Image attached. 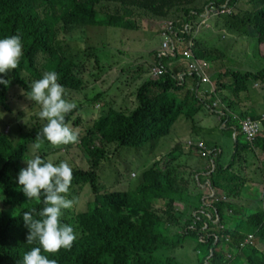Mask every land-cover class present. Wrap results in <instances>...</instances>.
<instances>
[{"label":"trees","instance_id":"1","mask_svg":"<svg viewBox=\"0 0 264 264\" xmlns=\"http://www.w3.org/2000/svg\"><path fill=\"white\" fill-rule=\"evenodd\" d=\"M248 1L253 9L240 10L237 4L243 0H0V38L19 35L23 52L17 68L2 74L9 83L0 85V108L11 109L5 97L9 85L19 84L28 93L31 82L40 79L46 71L57 73V82L64 86L65 92L83 91L94 83L101 73L109 69L100 61L99 47L87 45L84 51L94 54L83 63L80 62V54L76 53L82 50L67 51V43L83 41L90 27L134 30L138 26L137 19L149 18L171 23V30L178 34V38L189 40V23L192 20L206 16L209 11L215 18L222 17V11L228 4L230 14L225 18V27L237 31L252 28L256 35L254 38L251 36L252 46L254 56H257V47L264 43V0ZM216 10L220 13L215 14ZM216 27H222L221 22ZM159 55L156 51L148 55L154 58V62L135 90L134 106L128 104L123 107L117 103L116 97L123 95L124 89L114 100L107 99L111 89L108 88L89 101L102 99L103 103L100 116L91 126L83 124L77 115L84 104H76V108L66 114L65 123L78 126L81 131L84 127L86 134L80 141L64 144L63 150L78 147L82 157L91 164V169L85 171L71 167L73 178L66 198L72 200L73 205L64 209L60 218L62 223L72 226L75 233L71 248H61L56 253L42 250V254L55 260L56 264H182L176 260L175 251L184 247L188 238H196L203 245V251L207 252L199 264H264V211L255 210L253 213L250 208H235L236 204L231 200L242 197L244 190L249 191L245 188L248 181L236 175L225 180V173L231 167L225 169L223 155L219 152L216 167H211L208 177L215 196L209 195V198L203 194L190 196L186 191L192 186L186 173H182L187 171L181 172L183 166L177 162V156H172L180 146L173 147L168 155L143 170L134 190H101L96 171L108 159L111 147L116 149L114 153L121 148L153 149L160 139L169 135L172 125L181 115L194 119L203 109L220 113L213 102L199 96L201 78L197 73H191V70L187 73L178 65L169 70L166 64L176 62L178 58ZM196 56L213 64L220 59L200 48ZM158 67L165 70L158 77L152 76L153 69ZM125 71L126 68L122 67L120 77H128L124 75ZM147 71L138 69L129 80L133 82ZM175 72H183L185 78L196 79L192 94L177 97L185 85L176 80ZM229 76L232 82L227 84L223 78ZM213 78L217 81L218 91L225 88L238 97L249 90L251 83L259 81L264 84V69L257 72L228 69L225 73L213 75ZM64 98L68 100V94ZM229 106L235 113V103L231 102ZM32 109L35 113L21 112L16 118L9 114L5 124L14 126L17 122L16 128L11 127L9 133L0 131V264H18L26 251L39 246L38 241L27 242L29 230L20 214L34 209V218L39 219L38 213L44 207L43 194L40 201L27 200L16 182L20 169L27 167L25 163L29 159L39 156L46 161L49 155L63 151L49 152L50 143L42 136L40 148L34 147L37 134L46 121L37 116L40 109L35 102ZM224 113H220L223 123L226 122L224 131L228 128L233 131L235 124L239 130L237 119L227 111ZM240 113L243 117L247 114L245 110ZM249 114L253 118H261L260 114ZM206 143L212 148L209 142ZM253 144L252 147L250 144L242 145L237 137L236 154H255L256 149L264 154V137L257 138ZM217 149L221 151L220 146ZM171 166H174L172 172L169 170ZM260 172L264 175V159ZM206 179H201L202 185L207 184ZM89 185L95 197L87 203V210L77 211L76 206ZM259 196L264 203V189ZM208 199L213 203L208 204ZM181 204L190 209L187 219L173 211ZM195 211L198 212L196 216ZM235 217H239L240 222L230 230L226 223L230 218L238 219ZM248 236L254 237L256 245L242 248L241 244ZM221 249L222 252L219 251ZM226 251L233 256H227Z\"/></svg>","mask_w":264,"mask_h":264},{"label":"rangeland","instance_id":"2","mask_svg":"<svg viewBox=\"0 0 264 264\" xmlns=\"http://www.w3.org/2000/svg\"><path fill=\"white\" fill-rule=\"evenodd\" d=\"M249 2L250 1L248 0H243V2H239L237 4V7L240 10L253 9V5H251V3L249 4ZM215 14H218V11ZM229 14V11L226 13L222 12V17L220 16L219 18H215L212 17L211 13L208 16H203L201 18L192 20L189 23V26H191V41L188 42L184 40L183 43H181V46L178 45L176 47V49H178V51H176L177 55L180 56H178L176 62H169V64H166L167 68L170 70L173 68V66L178 65V67L183 68V70L187 69L189 62L182 56L184 55L189 57L190 54L193 53L191 50L195 49L197 51L200 48L202 51L208 52L211 55L220 58L213 64V66L209 65V69L207 70L209 75H215L219 72L225 73L228 71V69L240 72H257L263 70L264 43H261L259 46L257 45L258 47L256 51L258 54L257 56H254V46H252L253 43L251 36L254 38L256 35L253 32V29L250 27H247L246 29L242 28L241 31H237L233 28L228 29L225 27V18ZM219 22H221L222 26L220 28L216 27L218 26ZM137 24L138 26L134 30L90 27L87 29L85 38H82L83 41L78 40V42L67 43V51L69 52L82 50V52H76L80 54V58L82 59L80 61L81 63L86 62L87 58H89L91 54H94L92 51H84L87 49V45L99 47L100 61L104 66L109 68L108 70L101 73L99 78L95 79L94 83L90 84L85 90L65 92V94H68V101L77 104H84V108L78 113V116L83 124L91 126L93 121L100 116L103 107L102 99L98 102L90 103L89 101L99 92L107 91L108 88L111 89L107 94V99L114 100V97H116L117 94L122 93V89H124V94L119 96L120 98L116 97L118 98L117 103L123 107L124 105L128 106V104L134 106L136 104L134 96L135 90L141 84L144 77L147 76L150 70L149 68L154 62V58L148 57V55L154 51H166L162 48V45L167 39V36L163 35L161 31L168 27V24H165L161 21L149 20V18H144L142 20L137 19ZM115 41L119 42L116 43ZM64 47H66V45H64ZM93 61L95 62V59ZM122 67L126 68L125 72L127 74L125 73L124 75L128 77H120L122 73H120ZM138 69H148V71L146 73L143 72V76L133 80L132 82L129 80V78H132ZM95 70L99 72V68H96ZM85 74H87V71ZM223 80L226 81L227 84L232 82L230 76L224 77ZM128 83H130V86H128ZM186 83L189 85H186V88H184L181 92H178L177 97L178 95L184 96L185 94H191L193 91L192 87H195L194 80L192 78L187 79ZM213 83L215 85L217 81L214 80ZM204 87L207 88V86ZM201 92L202 91L200 90V95ZM221 92L217 97L218 104H221V100L223 102V98L226 96L229 103L234 102L235 105H239L240 110L237 107L239 113L240 111L245 110L247 112L246 116L254 120H256V118H253L249 113H256L260 115L264 113V84L259 81L251 83L249 90L242 93L239 97H235L227 89H222ZM16 94H21L25 97L17 99L23 104L22 110H26V114L28 113V115L35 113V111L32 109L34 101H31L29 98H27V93L22 87H17V89L13 92L10 103H15L13 96ZM243 104L245 108H242ZM218 107L220 111H222L225 105L221 104ZM15 116L16 114L12 115L13 118ZM244 117L241 116V119ZM195 119L196 122L190 120L188 117L181 116L178 118L172 125L169 135L160 139L158 144L155 145V148L153 149H150L149 147L143 149L121 148L119 151L114 153L116 149L111 147L108 159L103 161L99 169H97L98 171H96V173L99 175L101 190H103V188L108 192L134 190L138 184L137 180L142 171L144 169L150 168L154 163L159 161V159H162L163 156L168 155V153L171 152L176 144L185 147L187 146L189 140H194L196 143H198L199 140H206L211 144L212 147L217 145L221 147L224 152L222 156V163L224 166L230 168L231 164L235 161L234 159H236L237 165H235L234 169L232 168V170H228L225 173V180H228V178L237 174V176L244 177L245 180L248 181V184L245 187L246 189L251 187L249 188V191L244 190L241 198L231 200L236 204L234 205L235 208H250L253 213L255 210L257 212H260L261 209L264 211V203L259 196V193L264 189V175H262L260 172L264 154L259 149L255 150V154L251 153L252 155L236 154L235 150L237 137L242 145H247L245 140L246 135L242 132L240 120L237 119V123L240 125L239 130L235 124L233 125V131L232 128H228V130L224 131L221 126L222 121L220 120V116L218 114H213L208 110H203L196 115ZM8 120V114L4 113L2 109H0V131H7V124L5 123H7ZM16 124L17 122L14 124L13 128H16ZM68 126L78 134L77 141H80L83 136H85L86 132L84 127L81 131L79 130V127L73 126L72 123H70ZM64 147V144H50L49 152L59 151V149L63 150ZM192 150L195 149H184L188 155H180V153L175 151L172 153V156L177 155V162H188L187 166L189 169H200V165L203 162V157L200 156L198 151ZM60 159L66 163L67 161H71L72 163L68 164L70 167H79L85 171L91 169V164L86 162V160L80 154L79 148L76 146L68 150L64 149L61 152L59 151L58 153H53L46 158V161L59 164L61 162ZM204 161L207 162V159H204ZM25 165L27 166V163H25ZM176 165L177 164H175V166ZM173 168L174 166H171L169 167V170L172 172L173 170L171 169ZM210 168V164L202 167V169L208 170H210ZM182 171L183 169H181V172ZM195 187L196 186L193 185L186 188V191L190 196H195V192L192 191L195 189ZM210 192L211 191L209 189L203 194L207 195ZM86 193H92V195H86ZM212 195L213 194H211V196ZM94 197L95 195L92 187H86L80 201L76 206V210H87V203L94 199ZM207 201L208 204L213 203L212 199H208ZM189 210L190 209H188L187 206L181 204L180 206H176L173 211H176L178 216H183L184 219H187ZM224 215L227 216L228 214ZM232 215L239 216L235 213ZM235 218L238 219L230 218L228 219L227 223L225 222L228 229L231 230V227H233L235 223L240 222L239 217ZM216 230L217 229L212 231ZM171 233H173V231H171ZM187 240L188 241H186L184 247L175 251L176 260L180 261L182 264H199V261L204 259L207 255V252L206 250L203 251L204 247L199 243L198 239L188 238ZM251 242H253V244L251 243L252 245H255L256 243L255 240H252ZM219 251L222 252L223 249ZM229 255L231 256V253H229Z\"/></svg>","mask_w":264,"mask_h":264},{"label":"clouds","instance_id":"3","mask_svg":"<svg viewBox=\"0 0 264 264\" xmlns=\"http://www.w3.org/2000/svg\"><path fill=\"white\" fill-rule=\"evenodd\" d=\"M224 8H225L224 11H222L223 13L229 11L228 4ZM211 13L212 12L209 11L206 16L210 15ZM218 13H220V11H218ZM163 23L168 24L169 26L164 28L163 31H161L163 35L167 36V39L162 45V48L166 51H162V50L158 51V53H160L159 57L166 56L171 59L178 58V56L180 55H177L176 51H178V49H176V47L178 45L181 46V43H183L184 40L188 42H190L191 40L190 39L187 40L185 38L184 39L178 38V34L172 32L171 30V23L169 22H163ZM191 51H193V53L190 54L189 57H186L184 55L182 57L189 62L188 68L186 69L187 73L188 70H191V73L194 74L197 73L201 78V82L199 83L198 87H199V91L201 90L202 92L200 95L198 91L199 96L204 100L206 99L209 100L210 103L213 102V106L217 109V111H220L218 107L219 105L221 104L225 105V107H223V110L220 111V113H224L225 111H227L228 113L232 114L234 119L240 120L242 125V132L246 135L245 140L247 144L253 146L254 145L253 143L256 141L257 138L264 137V123H263L264 113L261 115V118H256V120L248 116H245L243 119H241L242 115L241 113H239L240 110L239 105H235V111L238 112L234 113L231 110V107L229 106V102L226 96H224L223 102L221 100V104H218L217 97L219 96V93L222 90L218 91L217 89L218 84L215 83L216 85L215 86L213 83V81L215 80L213 78V75H209L207 72V70L209 69V65L213 66V63H211L207 59L197 57L196 56L197 51L195 49ZM22 56H23V52H22L21 39L19 35H12V36H6L0 38V85H5V86L8 85L9 81L4 79V76L2 74H4L8 69L17 68ZM164 70L165 69H163L162 67L154 68L152 72V76L158 77L160 74H162V71ZM175 78L178 82H182L181 84H184L185 88L187 87L186 85H189L186 83V81L187 79H190V77L185 78L183 72H175ZM57 79L58 78L56 72L46 71L42 74V77L40 79L31 82L30 91H28V93L26 92L27 98H29L31 101H34L37 105H39L40 110L37 113L39 119L46 121L40 133L37 134V142L34 145V147L37 149L40 148V145L42 143V141L40 140L41 136L43 137V140H46L51 145L75 143L78 139V134L74 132L72 129H70V127L68 126L70 123L68 125L65 123L66 114H68L74 108H76L77 103L69 102L64 98L65 97L64 86L58 83ZM192 79L194 80V85H195V87L194 86L192 87V90H194V88H196L197 83L195 78ZM204 86H207V88ZM17 87H22V86H20L19 84L9 85V88L7 89V93L5 95L6 102L8 103V106L11 107L10 111H6L5 109L0 108L4 113H7L8 115L16 114V116L17 115L20 116L19 113L21 112L26 113V110H22L23 104L17 100L18 98H25L23 95H22L23 97L21 96V94L14 95L13 97L15 99V103L14 104L10 103L12 94L17 89ZM23 89L25 90V88ZM192 93L193 91L191 92V94ZM237 107L239 110H237ZM242 108H245L244 104ZM243 111L244 110H242V112ZM210 112L215 114L212 111ZM220 113L218 115L220 116V120L222 121V116L220 115ZM181 116L187 117L184 115ZM189 119L196 122L195 118L194 119L189 118ZM245 121L250 122V124L253 127L254 136L251 138L248 136V133L244 131ZM224 125H226V122L223 123L222 121L221 126L223 130H224ZM73 126L78 127L76 125ZM11 127L13 126H7L6 133L10 132ZM175 146H180L178 147V150H176L178 153H180V155L182 154L188 155L186 151H184V149L189 150L190 148L195 149L192 151H198L200 153V156L203 157V162L200 165V169H196V170L189 169L187 166L188 162L185 163L178 162V163H181V165L184 168L183 170L187 171L182 173H186L187 180H189V183L191 182L192 186L193 185L196 186L194 190L191 189L193 192H195V195L197 194L202 195L204 192H206V190L210 189L211 192L208 193L207 195L203 194L204 197L209 198V195L211 194L215 196V193L209 186L210 182L208 177L211 175V171L208 169H202V167L203 166L205 167L207 164H210L211 167H216L215 163L217 160L216 158L218 152L223 155L224 153L223 150L221 149V151H219L217 149V146L219 145L209 148L207 146L206 140H199L198 143H196L194 140H189L187 144L188 147L185 145H184L185 147H183L178 144H176ZM204 159H207V162L204 161ZM235 165H237L236 159L231 165V168L229 170H232V168L234 169ZM228 168L229 167L225 166V169ZM190 173L193 174L189 175ZM235 175L237 176V174ZM72 178H73L72 169L68 165V163L61 161L59 164H55L51 161H45L41 159L39 156L27 160V167L20 169L16 177V182L17 185L20 186V190L23 192L27 200L40 201L41 195L43 194L42 202L44 204V207L38 213V216L40 217L39 219L34 218L33 215V213L35 212L34 209L29 211H23L20 214V217H22L24 225L29 230L26 237L27 242L31 244L33 241H38L39 246L32 247L30 250L26 251L23 254L22 260L19 261L18 264H56L55 260L49 259L47 256L43 255L42 250L43 252L46 253H56L61 248L64 249L71 248L72 242L76 238L75 233L73 231L72 226L62 223L60 218L63 214V210L69 209L73 205V201L66 198V194L69 192ZM202 178L208 179V180L206 179L208 181V182L206 181L207 184L205 185L201 184ZM197 214L198 212L195 211L194 216H196ZM252 240H254V237L248 236L245 242L241 244V247L246 248V246L249 245L254 246L252 245L253 244V242H251ZM229 253L230 252L227 253L226 251L227 256L229 257L233 256L232 253L231 256L229 255ZM207 264H209V262Z\"/></svg>","mask_w":264,"mask_h":264},{"label":"built area","instance_id":"4","mask_svg":"<svg viewBox=\"0 0 264 264\" xmlns=\"http://www.w3.org/2000/svg\"><path fill=\"white\" fill-rule=\"evenodd\" d=\"M244 131L248 133V136L251 138L254 136V130L250 122L245 121L244 123Z\"/></svg>","mask_w":264,"mask_h":264}]
</instances>
